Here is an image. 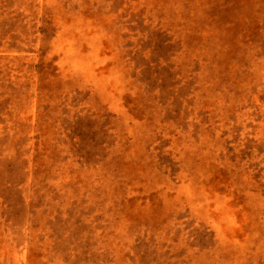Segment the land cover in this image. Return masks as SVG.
<instances>
[{"label": "rangeland", "instance_id": "obj_1", "mask_svg": "<svg viewBox=\"0 0 264 264\" xmlns=\"http://www.w3.org/2000/svg\"><path fill=\"white\" fill-rule=\"evenodd\" d=\"M0 264H264V0H0Z\"/></svg>", "mask_w": 264, "mask_h": 264}]
</instances>
